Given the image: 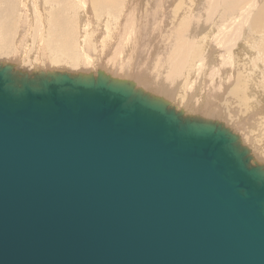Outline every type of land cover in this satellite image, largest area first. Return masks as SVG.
<instances>
[{"label": "water", "instance_id": "obj_1", "mask_svg": "<svg viewBox=\"0 0 264 264\" xmlns=\"http://www.w3.org/2000/svg\"><path fill=\"white\" fill-rule=\"evenodd\" d=\"M0 264H264V164L132 81L0 62Z\"/></svg>", "mask_w": 264, "mask_h": 264}, {"label": "bare ground", "instance_id": "obj_2", "mask_svg": "<svg viewBox=\"0 0 264 264\" xmlns=\"http://www.w3.org/2000/svg\"><path fill=\"white\" fill-rule=\"evenodd\" d=\"M137 1L139 2V0ZM137 1H133L131 3L129 2V4L131 5L125 6V8H127L128 13L125 16H123L125 18L123 20L128 22V24H129V21L130 22L134 21L133 23H135V24L130 23V25L127 26L130 28L132 26L131 24H133V26L135 25V27L132 26L134 28L133 32L135 31L134 34L131 32L132 27L130 29L131 31L129 30V28H126L128 29V31L132 33L131 34L132 36L129 33L131 37L127 38L129 36L128 32H125L126 33L125 35L124 33L119 34V31L122 28L121 25L125 22L122 20L123 23L119 24L116 21L117 18H115V16L112 15L114 13H110L111 9H114L112 11L115 12V15L119 13V16H120L121 9L124 3L126 2V1L123 2V0H0V36H2V39L0 41V56L8 55L10 52V49L13 48L14 51L10 53V55L14 56V57L13 56L11 57H13L14 62L16 61L15 62L16 64L15 63L13 64L16 66L17 63H20V62H23L22 64H24L25 62L24 58L26 57L25 54L27 52L32 51L31 56L35 54L34 55L35 61L33 59V62L35 63L31 62L32 64L31 68L32 70H35V71H38V70L41 71V69H44V67L46 66V68L48 67V69H51V70L68 71L71 73L73 72L75 73L76 68L78 69L83 68V71L80 69L81 72L90 73L92 71H88V70L85 71L86 70L85 68H89V70L93 68V70L94 69L96 70H94V72L92 73H95L97 71H102L110 75L113 78L132 81L137 87H140L144 91L164 98L165 100L169 101L172 105H174L177 109L178 108L181 109L184 113L186 111L187 113L185 114L192 115V116H200L202 118L210 119V120H216L217 122H221L223 125H225L226 127L230 128L233 132H235L231 128L232 125L229 124L230 125L229 126L226 123V120L225 121L221 120L223 117H226V118L229 117L227 120H232L229 122L230 123L232 122V124H235L236 126L238 125L239 127V129L237 130L238 132L236 131L235 133H237L240 136L241 142L250 149L251 154L253 155L254 159L257 160L258 157L254 154V152L257 151L255 148H258V151H259L260 146L258 145L262 143L260 144L257 143L260 141V139L258 141L255 140L256 139L255 136H257V134L255 135V133L253 132L254 130H251L252 132H247V129L249 130L250 128L242 127L243 126L241 125L242 123H240L237 120V118H239L240 116L236 117L235 113L236 111H238L237 108H239V110H242L243 106L244 107L250 106L249 111H251V107L256 106L257 98L254 96V94L262 93L264 95V56H263L264 55V40H262L260 44L258 45L259 48H262V54H261L262 57H258V59L256 60L257 65H258L257 61H259V65H258L259 67L254 69L252 67L254 65L250 63L252 61V57L255 56V50L253 49L252 44L256 40L260 41V38H258L256 32L258 31V29L261 31H264V0H251V2L250 1L248 2V0H234V3L232 4L229 3L231 5L228 9L229 12L218 14V15L220 14L223 15V17L220 19H219V16H217V13L219 12L218 7L221 9L220 7L221 4H219L220 3L219 2L218 3L219 6H216L215 2L212 0L216 8L215 9L213 8L215 10L213 11V13L215 12L214 14L211 11V15H209V17H212V18L211 20H209V22H207L208 20L205 23L201 22L203 21V18L201 17V14H202L201 11H199L195 15H192L189 19L185 18L187 13L184 14L182 12L183 17L180 18L181 21L180 19H178L176 20V22H173L168 18V20L170 21H167V23L169 24V22H171L172 24L173 22V26L172 27L169 26L170 28H168L167 26L168 29H166L165 27L164 30H163V27L165 26L164 24H162L164 25L163 27L160 26V28L162 27L161 29L158 28L159 25L157 27L154 26L155 24L152 25V23L154 22L153 19L155 18V16L153 18V15H155V13L152 11V9H150L151 7L149 8L150 5L147 7L142 1V3L146 6L144 7L146 8V10L144 8L143 10L141 6H139L140 4ZM222 1L224 3V0ZM206 2H209V1H206ZM244 2L245 3L247 2L246 4L247 6L244 5L245 4ZM136 3H138V5ZM155 3L158 4V0L157 2L155 1ZM209 3H206V4L210 5ZM135 4L136 6H139L137 10L140 8L142 10L140 12L144 11L146 12V14H144V12L140 14L138 10L136 17L134 18L133 15H135L136 13L135 12L136 7L135 9L133 8ZM206 4H203V6ZM53 5H55V7H53ZM158 5L160 6V4ZM119 6H122V7L120 8ZM156 6L157 5L155 4V7ZM206 6H204L203 8H206ZM173 7H175V5ZM103 8H104L103 11L110 9L108 10L109 12L105 11L104 17L113 18V23H115V26L112 29H110V26L104 22V18L102 17L101 19L97 18V16L103 15L102 10H101ZM158 8H156L154 11H157ZM160 8L157 11V13L160 11ZM188 8L190 11L189 13H192L191 12L192 8L190 7V5L188 6ZM210 8L211 7H208L206 9L207 10L209 9V11L213 10ZM12 9H13V12L15 13L12 14V19L11 21L9 20L10 22H8L7 21L8 19L5 18V15L10 14L8 12H10V10ZM16 9H18L19 11L18 10L15 11ZM206 9H205V12H204V9L202 11L204 12V14H202L203 17H206L204 16L205 14L210 13ZM151 11L154 13L153 15ZM171 11L172 10H169V12ZM181 11L182 10L178 12H181ZM91 12H94L96 14V18L98 20H101V22L99 21H98L99 23L93 22L92 24L94 23L95 24L92 26H89L91 25L90 23L93 21V19H91L92 21L88 20L91 18L90 16H92ZM163 12L161 16H157V13H156L157 18H160V17L163 18L162 16L164 15ZM89 13H90V16L88 15ZM164 13H166V11ZM87 15L90 18L87 19ZM79 17L82 20V26H81L82 31H81V34L78 35L79 40L78 41L72 40L74 43H70L72 39L71 36L73 35V33L76 34L75 28L77 27L75 24H73V22L76 23V20L77 19L79 20ZM130 17H132L134 20L132 19L131 21ZM167 17L169 16L167 15ZM209 17H207L206 19H209ZM96 18H94V21H96L95 20ZM128 18L130 19L128 20ZM173 18L175 19V16ZM49 23H52V28L50 29L51 33L56 32L57 36L56 34L55 36L58 39L59 44L64 46V47L60 46V50L59 51L56 50L55 52H57L58 55H60L61 57L63 56L67 60V62L66 60H64L65 62L63 64L56 61L58 64H61L58 66L56 62H53L55 63L56 66L54 64H52L51 66L47 65L48 64L47 61L50 62L49 60L47 61L44 60L43 62H41L43 59L39 60L40 58L38 59V56H36L37 55L36 52L39 54L41 52V50H39L40 52L38 51L39 47L40 46L45 47L44 45L42 46L43 38L45 37L44 29L46 30L48 29L47 25ZM161 23H164V21H161ZM4 24H7V25L4 26ZM78 24L81 25V22ZM128 24H125V25H128ZM3 27L4 28L10 27L11 30H14L16 32V34L14 31H11V32H14L15 35L12 36V33H10L11 36L9 37L8 36L9 33L7 34L5 32L6 30H4ZM95 28H99V31L101 33L97 34L98 37L95 36L94 38V36L92 37V33L94 32ZM20 29H23L24 31L23 34H21ZM122 29H125V28H122ZM205 29L206 31H204ZM200 31H204V32H200ZM244 32L246 34L244 39L246 40L244 41V43L242 41L241 43H243V45H240V46L238 45V49L236 50L237 43L240 42L239 40L241 39V36ZM122 35H124V37L126 38H123ZM112 36L115 38L114 43H112L114 47L112 48L111 54L109 56V53L104 51V45L107 43L109 37H112ZM32 37L36 38V42L38 46H36L35 41L31 42ZM121 37L127 40H125V42L123 43L122 41L123 39L122 40L119 39ZM8 38L9 39L13 38V39L8 40ZM16 38H18L17 43H15ZM56 38H53V39H56ZM49 39L50 38H48V40ZM196 40L199 41L200 45H201L200 42L202 41V47L200 46L201 48L197 49V51L194 54V50H195L194 45L196 44L195 43ZM49 41H52V39H50ZM91 41L92 42L94 41L92 44L95 47L96 45L98 47L97 57L95 53L96 51L94 52L95 53L94 55L98 60L102 62V63L100 62L101 66L95 65L97 61L96 59L94 60L93 55H92L93 56L92 58L89 57L91 53L93 52L91 50V47H92ZM29 42H31V44H29ZM108 42L110 44V40ZM118 43L119 44L123 43L122 47ZM30 45L32 46L31 48H29ZM219 45H221V50L217 51L216 49L218 48ZM203 47L205 48V51ZM27 49H30V51H27ZM68 49L69 50L72 49L73 53H76V54H74L73 56L71 54L65 55L66 53H64V51H67ZM233 49L234 51L236 50V53L239 55V59H238L239 61H236L237 60L236 59L235 60L236 62L234 61V63H232L230 60L231 63L227 66L229 67V69L227 70V75L226 73L224 74L226 75L225 79L227 78V81H228L226 83L230 82V84H225L221 80L223 79V76H224V75L222 76L221 74L222 72H220V75L222 76L221 77L217 71V67H216L217 65H215V67H212V65L215 64L216 56H222V58L223 56H229V55L233 56L234 55L232 54ZM198 50L200 51V55L196 56ZM48 53H46V55ZM77 53L80 54V56H78ZM100 54H104V55H101L102 57H98V55L100 56ZM58 55L56 56L58 57ZM112 55L114 56L112 57ZM7 57L8 56H6V58ZM83 57L84 59H82ZM0 60H2V58H0ZM82 60L84 62L83 65L79 64V62ZM2 61L13 63V61H5V60H2ZM30 61H31V58H30ZM94 61H96V63H94ZM225 62L226 61L224 60V63ZM98 63L97 65H99ZM181 63L183 64L182 67H181L182 65ZM196 65L199 67V68L196 67L198 68V70L194 68V66ZM20 66L18 68H20ZM69 67L70 69L75 68V71L73 70L71 71L70 69H67ZM21 69L23 68L21 67ZM21 69L19 70L24 71ZM48 69H45V71ZM225 69H226V66H225ZM225 69H222V70H225ZM184 72L187 74L184 75ZM180 75L182 76V78ZM193 76L196 77L194 81H193ZM133 78H136L139 80H136ZM140 81L142 84L139 83ZM186 81H188V83H185ZM173 82H175L174 88L176 87L177 83L179 84V86L181 85L179 92H177L176 96L178 95V93L183 94L185 92L184 84L188 86V89L192 95L197 96L193 99L194 102L192 104L189 100L187 101V103L184 102L183 101L184 99H181L184 97L183 95H181L183 97L177 98V102L176 101L174 102V100L172 102L167 99L168 97L166 98L165 96H162V93H165V94L173 93L171 92V90L166 89L170 87V84H172ZM226 85H230L231 88L225 87ZM185 89L187 90V88ZM221 89L224 90L225 94L228 93V96H227L228 98H225V99L223 98L224 95H221L223 93ZM220 91L222 92L221 94H220ZM230 94L235 99V101L238 102V105L235 104L237 106H235L236 108L233 107L232 110L230 109V107L229 109L225 107L223 109L225 110V112L224 111L221 112V108L223 107H218L216 105V102L218 103L219 101L224 102L228 100ZM190 96L188 98H190ZM232 97L230 96V98ZM233 101H232V104L234 103ZM188 104H191V105H188ZM199 105L201 107L200 111L198 107ZM259 109H260V112L263 113L264 111L263 107H260ZM243 111L244 110L238 111V112L240 113ZM249 111L248 113L251 114V112ZM197 112H200L201 115L198 114ZM244 112L241 113V115H243ZM206 113L209 116L210 115L215 116L216 118L212 119V117H208L204 115ZM250 114H248L247 116H249ZM217 117L219 119H217ZM243 118L244 117L240 119H243ZM262 119L264 120V117ZM263 120H261V122ZM253 121L255 122V120ZM243 122L246 124L245 121ZM258 126L261 127V125H258ZM232 127L234 128V126ZM240 127H242V130L246 129L245 132L247 133V135L244 132L241 134H245V135L239 134ZM262 129L261 128L258 129L260 130V132L258 131V134L260 133L261 139L264 136L263 131L261 132ZM261 150H264V149H261ZM261 152L260 154H264ZM257 155L259 156L258 153ZM258 160H257L258 162L261 161L260 158ZM260 163L262 164V162Z\"/></svg>", "mask_w": 264, "mask_h": 264}, {"label": "rangeland", "instance_id": "obj_3", "mask_svg": "<svg viewBox=\"0 0 264 264\" xmlns=\"http://www.w3.org/2000/svg\"><path fill=\"white\" fill-rule=\"evenodd\" d=\"M125 1H126V2H125ZM133 1H137V0H123V2H125L124 5H123V7H122V6H119L120 8L122 7V9H121V13H120V16H119V13L116 14V15H118V16H116V15H115V12L112 11V10H114V9H111L112 12L110 11V13H114V14H112V15H114L115 18H117L116 21H117L119 24L123 23L122 20L125 19L123 16H125V15L128 13V12H127V8H125V6H127V5L130 6L131 4H129V2L131 3V2H133ZM142 1H143V3H144L147 7L150 5L149 8L151 7L150 9H152V11L155 13V15H153L154 13L151 11V12H152V15H153V18H154V16H155V18L153 19L154 22L152 23V25L155 24V25H154L155 27H157V26L159 25L158 28H160V26L163 27V26L165 25V26L163 27V30L165 29V27H166V29L172 27V26H173V22H176V20H178V19H180V18L183 17V15H182L183 13H184V14L187 13V15H186L185 18H186V19H189L192 15H195V14L198 13L199 11H201V13L204 14L205 9L208 8V7H211L210 9H213V8L215 9L216 6H219V4H221V5L223 4V5H222L223 7L220 5L221 9L218 7V11H219V12H218V13L216 12V13H217V16H219V19H220V18L223 17V15H221V14L218 15V14H219V13H225V12L227 13V12H229L228 9H229V7L231 6L230 4L234 3V0H228V1L224 0V3H225V4L223 3L222 0H218V1H217V0H213V1L215 2V5H216V6H215V5H214V2H213L212 0H211L212 2H211L210 0H205V1H204V0H185V1H184V0H158V4H160V6H161V8H160V6H159L157 3H155V1L157 2V0H152V1H151V0H148V2H147V0H139V2H138V1H137V2L140 4L139 6H141L142 9H143L144 7H146V6L142 3ZM149 1H150V2H149ZM159 1H160V2H159ZM161 1H162V2H161ZM206 1H209L210 3H209V2H206ZM216 1H217V2H216ZM230 1H232V2H230ZM249 1L251 2V0H248V2H249ZM127 2H128V3H127ZM151 2H152L153 5L151 4ZM173 2H174V3H173ZM219 2H220V3H219ZM221 2H222V3H221ZM226 2H227V3H226ZM138 3H136V4L138 5ZM146 3H147L148 5H147ZM191 3H192V4H191ZM193 3H194V4H193ZM202 3H203V4L209 3L210 5L206 4L208 7H207L206 5H204V6H206V8H203L204 6H203ZM216 3H217V4H216ZM218 3H219V4H218ZM229 3H230V4H229ZM244 3H245V2H244ZM244 3H242V4H244ZM136 4L134 5V8H133V9H135V7H136V9H135V12H136V13H135V15H133L134 18L136 17V14L138 13V10H139V13H140V14L144 12V11H143V12H140V11H142L140 8L137 10V8H138L139 6H136ZM155 4L157 5L156 7H155ZM176 4H177V5H176ZM246 4H247V2H246L244 5H246ZM248 4H249V3H248ZM174 5H175V7H177V8L173 7ZM189 5H190L191 8H192L193 5H195V6H193L192 10L190 9L192 13H189V12H190V11H189V8H188ZM224 5H226V6H224ZM227 5H228V7H227ZM142 6H143V7H142ZM246 6H247V5H246ZM53 7H55V5H53ZM158 7L160 8V11L157 13V11L159 10ZM201 7L204 9V12H202L203 9H202ZM226 7H227V9H226ZM124 8H125V9H124ZM156 8H158L157 11H154ZM186 8H187L188 10H187ZM200 8H201L202 10H201ZM222 8H223V9H222ZM14 9H15V8H14ZM144 9L146 10V8H144ZM144 9H143V10H144ZM147 9H148V8H147ZM183 9H184V10H183ZM185 9H186V10H185ZM193 9H194V10H193ZM214 9H213V10H210V11H209V9H208V10L206 9V10H207L208 12H210V13H209V14H208V13L205 14L204 16H206V17H203L202 14H201V17L203 18V21H201V22H204V23H205L207 20H208L207 22H209V20H211V18H212V17H209V15H211V11H212V13H213V11H215ZM219 9H220V10H219ZM17 10H18V9H16L15 11H17ZM101 10H102L103 15H102V16H97V18H98V19H101V17L104 18V22L107 23V24L110 26V29H112V28L115 26V23H113V18H112V17H104V13H105V11H108V10H110V9L103 11V10H104V8H103V9H101ZM123 10H124V11H123ZM161 10H163L164 12L166 11L167 14L164 13L163 11H161ZM169 10H172V11L169 12ZM180 10H182V11H181V12H178V11H180ZM222 10H223V11H222ZM18 11H19V10H18ZM115 11H116V10H115ZM207 11H206V12H207ZM221 11H222V12H221ZM234 11H236V10H234ZM108 12H109V11H108ZM122 12H123V13H122ZM162 12H163V14H164L165 16L162 15L163 18H162V17L157 18V16H161ZM173 12H174V14H173ZM182 12H183V13H182ZM8 13H10V14L5 15V18L8 19V20H7L8 22H10L11 19H12V14L15 13V12H13V9H12V10H10V12H8ZM156 13H157V16H156ZM214 13H215V12H214ZM214 13H213V14H214ZM91 14H92V16H90V13L88 14L91 18L87 15V19L90 18V19H88L89 21H92L91 19H93V21L90 23L91 25H89V26L94 25L95 23L92 24L93 22H98V21L101 22V20H98V19L96 18V14H95L94 12H91ZM144 14H146V12H144ZM158 14H159V15H158ZM176 14H177V15H176ZM188 14H189V15H188ZM167 15H168L169 17H167ZM181 15H182V16H181ZM94 16H95V17H94ZM133 16H132V17H133ZM138 16H139V14H138ZM174 16H175V19L173 18ZM176 16H177V17H176ZM92 17H93V18H92ZM118 17H119V18H118ZM132 17H130V18H131V21H132V19H133ZM178 17H179V18H178ZM207 17H209V19H206ZM94 18H96V19H95L96 21H94ZM115 18H114V19H115ZM130 18H128V20H129ZM164 18H166V19H164ZM168 18H169L171 21H173L172 24H171V22H169V24L167 23V21H170V20H168ZM176 18H177V19H176ZM204 18H205V19H204ZM76 19H77V18H76ZM76 19H75V20H76ZM156 19H157V20H156ZM9 20H10V21H9ZM75 20H74V21H75ZM133 20H134V19H133ZM158 20H159V21H158ZM78 21L81 22V25L78 24V23H80V22H78ZM123 21H124L125 23H123V24L121 25V27H122V28H125V29H122V28L120 27L121 29H120V31H119V34L124 33V35H125V34H126L125 32H128V35H129V33H130V35H131L132 33L134 34V33H135V31L133 32V29H134L133 27H135V25L133 26V24H135V23H133L134 21H133V22H130V21H129V24H128V22H126L125 20H123ZM156 21H157V22H156ZM161 21H164V23H161ZM180 21H181V19H180ZM99 22H98V23H99ZM111 23H112V24H111ZM130 23H133V24H131V25L133 26V27L131 26L132 29H131V27H130V28L127 27V26L130 25ZM156 23H158V24H156ZM73 24H75V25L77 26V27L75 26V27H76V28H75L76 34L73 33V35H74V36L72 35L73 37H72L71 34H70V36H71V38H72L70 43H74V42H73L74 40H77V41H78V40H79L78 35H80V34H81V31H82V27H81V26H82V20L80 19V17H79V20L77 19V20H76V23L73 22ZM125 24H128V25H125ZM162 24H164V25H162ZM167 24H168V25H167ZM6 25H7V24H4V26H6ZM78 25H79V26H78ZM47 26H48V27H47ZM47 26H46V27H47L48 29H47V30L44 29V33H45V37H46V36H48V37H46V38L44 37V38H43V44H42V46L44 45L45 47H41V46H40L39 49H38V51L41 50V52L39 51L40 54L36 52V54H37L36 56H38V59L40 58L39 60L43 59L41 62H43L44 60H45V61L49 60L50 62L47 61V63H48L47 65H50V66H51L52 64L55 65V63H53V62H56V61L59 62V63H61V64H63V63L65 62L64 60H66V59H65L63 56L61 57L60 55H58L57 52H55L56 50L59 51V50H60V46L62 47L63 45H60V44H59L58 39L56 38V36H57L56 32H52V33H51V30H50V29L52 28V23H49ZM49 26H50V28H49ZM167 26H168V28H167ZM169 26H170V27H169ZM46 27H45V28H46ZM72 27H74V26H72ZM162 27H161V28H162ZM78 28H79V29H78ZM90 28H91V27H90ZM126 28H129V30L131 29L132 31H131V30H130V31H131L132 33H131L130 31H128V29H126ZM161 28H160V29H161ZM207 28H209V27H207ZM3 29L6 30L5 32H6L7 34L9 33V34H8L9 37L11 36L10 33H12V36H14V35L16 34V32H15L14 30H11L10 27H5V28L3 27ZM96 29H97V30H96ZM49 30H50V31H49ZM123 30H124V31H123ZM11 31H14L15 34H14V32H11ZM20 31H21V34L24 33L23 29H20ZM46 31H47V32H46ZM95 31H96V32H95ZM204 31H206V29H205ZM204 31H200V32H204ZM91 32H92V31H91ZM94 32H95V33H94ZM94 32H93L94 34L92 33V37L94 36V38H95V36L98 37L97 34L101 33V32L99 31V28H95V29H94ZM259 32H260V33H259ZM47 33H48V34H47ZM256 33H257L258 38H260V41L256 40V41L252 44V47H253V49L255 50V56L252 57V61L250 62V63H251L252 65H254V66H252L251 64H250V65H251L254 69L257 68V67H259V66H258V65H259V61H257V62H258V65H257L256 60L258 59V57H262V55H261V54H262V48H259L258 45L260 44V42H261L262 40H264V31H261V30L258 29V31H257ZM49 34H50V36H49ZM55 34H56V36H55ZM124 35H122V37H123V38H126V37H124ZM130 35H129L127 38H129V37L132 36V35H131V36H130ZM245 36H246V34H245V32H244V33L242 34V36H241V39L239 40L240 42L237 43V48H236V50L238 49V45H239V46H240V45H243L244 41L246 40V39H244ZM15 37H16V36H15ZM122 37L119 38V39L122 40V39H123ZM48 38L52 39V41H49L50 39L48 40ZM53 38H56V39H53ZM77 38H78V39H77ZM110 38H111V39H110ZM1 39H2V36H0V41H1ZM12 39H13V38H12ZM12 39H9V38H8V40H12ZM92 39H93V38H92ZM72 40H73V41H72ZM93 40H94V39H93ZM96 40H97V39H96ZM109 40H110V44H109V42H108ZM114 40H115V38H114L113 36H112V37H109L107 43L104 45V51L107 52V53H109V56H110V54H111V50H112V48L114 47L113 44H112V43H114ZM125 40H127V39H123V40H122L123 43L125 42ZM17 41H18V38H16L15 43H17ZM34 41H35L36 46H38V44H37V42H36V38H33V37H32L31 42H34ZM44 41H45V42H44ZM48 41H49L50 43H49ZM242 41H243V43H241ZM31 42H29V44H31ZM46 42H48V43H46ZM51 42H52L53 44H52ZM54 42H55V43H54ZM93 42H94V41H93ZM93 42L91 41V46H92V47H91V50H92L93 52L91 51L92 53H91V55H90L89 57L92 58V57L94 56V57H93L94 60L96 59L97 63L99 62V63H98L99 65H97L96 61H94V63H96L95 65H96V66H101V65H100V62H101V61L98 60V59L96 58V57H97L98 47H97V45H96V47H97V48H96V47L92 44ZM97 43H98V41H97ZM123 43H120V44L118 43V44L122 47V44H123ZM195 43H196V44H195ZM195 43H194V44H195V45H194V49H195V50H194V54H195V52L197 51V49H200V48L202 47V41L200 42L201 45L199 44V41H198V40H196ZM197 43H198V44H197ZM116 44H117V43H116ZM116 44H115V45H116ZM51 45H52V46H51ZM54 45H55V46H54ZM71 45H72V44H71ZM197 45H198L199 47H198ZM48 46L51 47V48H49ZM107 46H108V47H107ZM200 46H201V47H200ZM31 47H32V46L30 45L29 48H31ZM63 47H64V46H63ZM44 48H45V49H44ZM203 48H204V47H203ZM107 49H108V50H107ZM45 50H46V51H45ZM51 50H52V51H51ZM216 50H217V51H218V50H221V45H219L218 48H217ZM236 50L234 51V49H233V51H232V54H234L233 56H232V55H229V56H223V58H222V56H216V57H215V59H216V60L214 59V60H215V64H213L212 67H215V65H217L216 67H217V71H218L219 75H220V72H222V73H221L222 76H223L225 73H226V75H227V70L229 69V67H227V66H228L231 62L234 63V61H235L236 59H237L236 61H239V60H238V59H239V55L236 53ZM13 51H14L13 48H11V49H10V52H9L8 55L0 56V58H2V60H5V61H13V57H14V56H13V55H10V53H12ZM27 51H30V49H27ZM36 51H37V50H36ZM50 51H51L52 53H51ZM53 51H54V52H53ZM95 51H96V52H95ZM204 51H205V48H204ZM48 52H49V53H48ZM94 52L96 53V57H95V55H94V54H95ZM46 53H48V54L46 55ZM50 53H51L52 55H51ZM55 53H56V55H58V57L55 55ZM64 53H66L65 55H70V54H71L72 56H73L74 54H76V53H73V50H72V49H70V50L68 49L67 51H64ZM31 54H32V51L27 52V53L25 54L26 57L24 58V59H25L24 64H25L26 66H25L24 64H22L23 62L17 63L16 66H15V65H13V66H14L17 70L21 69V67H22L23 69H21V70H25V71H28V72H36L35 70H32V68H31V66H32L31 62H32V63H35V62H33V59H34V61H35V56H34L35 54H33V56H31ZM41 54H42V56H41ZM236 54H237V55H236ZM48 55H49V56H48ZM77 55L80 56V54H78V53H77ZM77 55H76V56H77ZM92 55H93V56H92ZM101 55H104V54H100V56L98 55V57H102ZM198 55H200V51H199V50H198L196 56H198ZM6 56H8V57L6 58ZM11 56H13V57H11ZM30 56H31V57H30ZM51 56H52V57H51ZM113 56H114V55H112V57H113ZM214 56H215V55H214ZM235 56H236V57H235ZM263 56H264V55H263ZM10 57H11L12 59H11ZM28 57H29V58H28ZM32 57H33V58H32ZM44 57H45V58H44ZM60 57H61V58H60ZM112 57H111V58H112ZM226 57H228L229 59L226 58ZM4 58H5V59H4ZM30 58H31V61H30ZM36 58H37V57H36ZM50 58H51V59H50ZM59 58H60V59H59ZM62 58H63V60H62ZM213 58H214V57H213ZM224 58H225V59H224ZM230 58H231V59H230ZM82 59H84V57H83ZM222 59H223V60H222ZM2 60H0V61H2ZM20 60H21V59H20ZM26 60H27V61H26ZM53 60H54V61H53ZM217 60H218V61H217ZM224 60L226 61L225 63H227V64L224 63ZM230 60H231V62H230ZM28 61H29V62H28ZM62 61H63V62H62ZM236 61H235V62H236ZM2 62H3V61H2ZM15 62H16V61H15ZM15 62L13 61L12 64H14ZM57 62H56V63H57ZM66 62H67V60H66ZM3 63H4V62H3ZM28 63H29V64H28ZM83 63H84L83 60L79 62V64H82V65H83ZM101 63H102V62H101ZM217 63H218V64H217ZM254 63H255L256 65H255ZM15 64H16V63H15ZM61 64H58V63H57V66H58V65H61ZM181 64H182V63H181ZM181 64H180V65H181ZM20 65H22V66H20ZM19 66H20V68H18ZM55 66H56V65H55ZM182 66H183V64L181 65V67H182ZM218 66H220V67H218ZM222 66H223V68H222ZM225 66H226V69H225ZM196 67H198L197 65L194 66V68H195L196 70H198L199 67H198V68H196ZM26 68H27V69H26ZM45 69H48V67L46 68V66H45L44 69H41V70L45 71ZM67 69H70V67L67 68ZM80 69L83 71V68H79V69L76 68V71H77V72H80V73H83V72L80 71ZM85 69H86V70H85ZM85 69H84L85 71L88 70V71H92V72H94V70H96V69L93 70V68H92L91 70H89V68H85ZM101 69H102V68H101ZM220 69H221V70H220ZM222 69H225V70H222ZM36 70H37V69H36ZM48 70H51V69H48ZM70 70H71V71H72V70L75 71V68H72V69H70ZM38 71H40V70H38ZM46 71H47V70H46ZM76 71H75V73H77ZM106 72H107V71H106ZM73 73H74V72H73ZM181 74H183V73H181ZM185 74H187V73L184 72V75H185ZM184 75H183V76H184ZM226 75H224V76H223V79H221V80H222L225 84H230V82H229V83H226V82H228V81H227V78L225 79V76H226ZM180 76H181V75H180ZM220 76H221V75H220ZM222 76H221V77H222ZM260 76H261V74H260ZM181 78H182V76H181ZM195 78H196V77L193 76V81L195 80ZM133 79H136V78H133ZM224 79H225L226 81H225ZM136 80H139V79H136ZM180 80H181V79H180ZM203 81H204V80H203ZM203 81H202V83H203ZM217 81H218V79H217ZM139 83H141V81H140ZM185 83H188V81H186ZM141 84H142V83H141ZM225 84H224V85H225ZM171 85H172V86H171ZM174 85H175V82H173L172 84H170V87L166 88V89H168V90H171V92H173L172 94H165V93H162V96H165L166 98L168 97L167 99L170 100V101H172V102H173V100H174V102H175V101L177 102V98H181V97H183V96H184V97L181 98V99H184V100H183L184 102L187 103L188 100L191 102V104L194 102L193 99H194L195 97H197V96H194V95H192V94L190 93V91H189V89H188V86H186V85L184 84V91H185V92H184L183 94H179V93H178V95L176 96L177 92H179V89H180L181 85L179 86V84L177 83L175 88H174ZM182 85H183V84H182ZM229 86H230V85H226L225 87L231 88V86H230V87H229ZM185 88H187V90H186ZM172 90H173V91H172ZM221 91H222L223 93H222ZM221 91H220V94L222 93L221 95H224L223 98H224V99H225V98H228V97H227V96H228V93L225 94V93H224V90H222V89H221ZM164 94H165V95H164ZM179 95H180V96H179ZM181 95H183V96H181ZM190 95H191V96H190ZM189 96H190L191 99L188 98ZM230 96L232 97L231 94H230ZM230 96H229V99L226 100V101H224V102H223V101H222V102L219 101L218 103L216 102V105H217L218 107H223V108H221V112H223V111L225 112V110H223L225 107H226L227 109H229V107H230V109L232 110L233 107H235V106L238 105V102H236L235 99H234L233 97L230 98ZM254 96L257 98V100H256V106H255V107H254V106L251 107V111H249V110H250V106H248L249 108H248L247 106H245V107L243 106L242 110L246 111V112L243 111V112H244L243 115H241V113H243V112H240V113L238 112V111H242V110H239V108H237L238 111H236L235 115H236V117H237V116H238V117L240 116L239 118H237V120H238L240 123H242L241 125H243V126H242L243 128H247V127L250 128L249 130L247 129V132H252L251 130H254L253 132L255 133V135L257 134V136H255V138H256L255 140L258 141V140L260 139V141L257 142L258 144L262 143V144L258 145V146H260V147H259V151H258V148H255L257 151H255V152L253 151V152H254V154L258 157V158L256 157L257 160L260 158V160H261L260 162H262V164H263V162H264V160H263V159H264V158H263L264 156H263V155H264V154H260V152L262 151L261 153H264V150H261V149H264V144H263V143H264V136H263V138L261 139V137H260V133L258 134V131L260 132V130H258V129H259V128H261V129L263 128V129H264V120L262 119V118L264 117V111H263V113H262V112H260V109H259L260 107H263V109H264V95H263L262 93H260V94H254ZM231 99H232V100H231ZM233 99H234V101H233ZM219 100H220V99H219ZM221 100H222V99H221ZM217 101H218V100H217ZM232 101L234 102L233 104H232ZM220 102H221V103H220ZM257 102H258V103H257ZM224 103H225L226 105H225ZM191 104H188V105H191ZM235 104H237V105H235ZM221 105H222V106H221ZM182 106H183V105H182ZM227 106H228V107H227ZM198 107H199V111H200V110H201L200 105H199ZM246 107H247V108H246ZM235 108H236V107H235ZM256 109H257V110H256ZM258 109H259V110H258ZM252 110H253V111H252ZM254 110H255V111H254ZM209 111H210V110H209ZM248 111L251 112V114L248 113ZM210 112H211V111H210ZM257 112H258V113H257ZM185 113H187V112L185 111ZM197 113L200 114V112H197ZM247 113L250 114V115L247 116V115H248ZM237 114H239V115H237ZM200 115H201V114H200ZM204 115H206V116H208V117H212V119L216 118L215 116H211V115L209 116L207 113L204 114ZM222 115H223V114H222ZM252 115H253V116H252ZM255 115H256V116H255ZM246 116H247V118H246ZM242 117H244L243 119H245V120L240 119V118H242ZM259 117H260V118H259ZM261 117H262V118H261ZM220 118H222V117H220ZM228 118H229V117H227V118H226V117H223L221 120H224V121L226 120V123H227L228 125L230 124V125L234 126L235 129H234L232 126H231V128L236 132V131L239 129L238 125L236 126L235 124H232V122L230 123L229 121H232V120H227ZM217 119H219V118L217 117ZM247 119H248V120H247ZM250 119H251V120H250ZM253 120H255V122H254ZM261 120H263V121L261 122ZM243 121H245L246 124H245ZM253 122H254V123H253ZM250 123L253 124L254 126L251 125ZM258 123H259V124H258ZM257 124H258V125H261V127L258 126ZM230 125H229V126H230ZM239 125H240V124H239ZM244 125H245V127H244ZM247 125H248V126H247ZM257 126H258V127H257ZM262 126H263V127H262ZM242 127H240V130H239L240 133H239V134H240V135H245V134H241V133H243V132L246 133V132H245L246 129H243V130H242ZM252 128H254V129H252ZM256 128H257V129H256ZM263 129L261 130V132L263 131V133H264V130H263ZM237 132H238V131H237ZM263 133H262V135H263ZM246 135H247V133H246ZM262 135H261V136H262ZM258 136H259V137H258ZM262 140H263V141H262ZM247 144H248V143H247ZM262 145H263V147H262ZM261 147H262V148H261ZM255 149H254V150H255ZM256 152L259 154V156L257 155ZM260 156H262V157H260ZM258 161H259V160H258Z\"/></svg>", "mask_w": 264, "mask_h": 264}]
</instances>
